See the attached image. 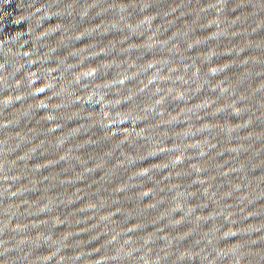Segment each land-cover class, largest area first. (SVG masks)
I'll return each mask as SVG.
<instances>
[{"label":"water","instance_id":"95a60500","mask_svg":"<svg viewBox=\"0 0 264 264\" xmlns=\"http://www.w3.org/2000/svg\"><path fill=\"white\" fill-rule=\"evenodd\" d=\"M0 264H264V0H0Z\"/></svg>","mask_w":264,"mask_h":264}]
</instances>
